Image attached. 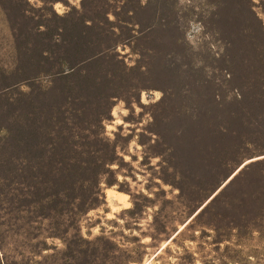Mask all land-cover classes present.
<instances>
[{
    "label": "rangeland",
    "instance_id": "rangeland-1",
    "mask_svg": "<svg viewBox=\"0 0 264 264\" xmlns=\"http://www.w3.org/2000/svg\"><path fill=\"white\" fill-rule=\"evenodd\" d=\"M0 264H264V0H0Z\"/></svg>",
    "mask_w": 264,
    "mask_h": 264
},
{
    "label": "clouds",
    "instance_id": "clouds-1",
    "mask_svg": "<svg viewBox=\"0 0 264 264\" xmlns=\"http://www.w3.org/2000/svg\"><path fill=\"white\" fill-rule=\"evenodd\" d=\"M125 114H126V113H125ZM116 123L119 124V123H122V121L119 120V119H117ZM108 134L111 135V130L109 131ZM114 196H115L116 199H120V200L122 201L124 207H129V206H130V204L126 203V201H127V199H128L127 196H123L122 194H117V193H115L114 190H109V198H110V200H111ZM119 210H120L119 208H116V207L113 208V211H114V212H117V211H119ZM97 231H98V229H97Z\"/></svg>",
    "mask_w": 264,
    "mask_h": 264
},
{
    "label": "water",
    "instance_id": "water-1",
    "mask_svg": "<svg viewBox=\"0 0 264 264\" xmlns=\"http://www.w3.org/2000/svg\"><path fill=\"white\" fill-rule=\"evenodd\" d=\"M232 179H233V178H232ZM232 179H231V180H232ZM227 180H228V179H226V181H227ZM231 180H230V181H231ZM226 181H225V182H226ZM230 181H229V182H230ZM225 182L221 185L222 187L220 186V187L214 192V193H216L215 196L219 193V191H220L222 188H224V187L229 183V182H227V183L225 184ZM215 196H214V197H215ZM214 197H213V198H214Z\"/></svg>",
    "mask_w": 264,
    "mask_h": 264
},
{
    "label": "bare ground",
    "instance_id": "bare-ground-1",
    "mask_svg": "<svg viewBox=\"0 0 264 264\" xmlns=\"http://www.w3.org/2000/svg\"><path fill=\"white\" fill-rule=\"evenodd\" d=\"M231 178H232V177H231ZM231 178H230V179H231ZM230 179H229V180H230ZM229 180H228V181H229ZM228 181H226L225 184H226ZM117 194H121V193H117ZM215 194H216V193H215ZM215 194L213 195V197L215 196ZM122 195H123V194H122ZM123 196H124V195H123ZM118 200L121 201L120 199H118ZM182 228H183V226H182ZM161 250H162V249H161Z\"/></svg>",
    "mask_w": 264,
    "mask_h": 264
},
{
    "label": "snow or ice",
    "instance_id": "snow-or-ice-1",
    "mask_svg": "<svg viewBox=\"0 0 264 264\" xmlns=\"http://www.w3.org/2000/svg\"><path fill=\"white\" fill-rule=\"evenodd\" d=\"M57 7H59V5H57ZM131 207H132V205L130 204L129 208H131Z\"/></svg>",
    "mask_w": 264,
    "mask_h": 264
}]
</instances>
